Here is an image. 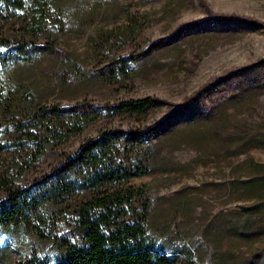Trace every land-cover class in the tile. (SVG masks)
Segmentation results:
<instances>
[{
    "label": "rangeland",
    "instance_id": "1",
    "mask_svg": "<svg viewBox=\"0 0 264 264\" xmlns=\"http://www.w3.org/2000/svg\"><path fill=\"white\" fill-rule=\"evenodd\" d=\"M204 1L208 7L201 0H54L0 24L1 39L24 38L57 50L16 63L4 74L3 138L24 139L31 130L39 140L0 152V203L8 188L32 183L102 131L152 124L174 106L197 99L153 137L145 153L151 174L74 192L49 207L46 222L12 228L0 241V264L41 254L57 264L62 242L75 237L69 225L73 206L115 188L144 185L152 198L151 234L180 257L176 264H189L190 253L199 264H264V169L254 166L264 164V0ZM209 11L248 17L260 26L201 22ZM193 24L185 37L154 46ZM130 54L141 57L119 60ZM222 78L232 83L228 91H222ZM239 79H245L242 85ZM148 96L167 104L141 115L106 108L86 132L66 141L46 142V126L21 132L12 127L44 106H108Z\"/></svg>",
    "mask_w": 264,
    "mask_h": 264
},
{
    "label": "trees",
    "instance_id": "2",
    "mask_svg": "<svg viewBox=\"0 0 264 264\" xmlns=\"http://www.w3.org/2000/svg\"><path fill=\"white\" fill-rule=\"evenodd\" d=\"M53 1L0 0V24L13 19L33 5H41L44 8ZM201 2L208 7L204 0ZM208 14L209 17L201 22L211 19L222 24L238 23L250 29L260 26L248 17L227 16L210 11ZM195 26H184L174 34V38L157 42L154 46L166 47L185 37L183 31H192ZM55 51L56 48L49 47L48 43H35L24 38H0V91L5 92L8 89L4 74L13 65ZM58 51L60 55L67 57V61L73 63L62 50ZM139 57L141 55L130 54L119 60L125 62L137 60ZM223 80L225 86L222 91H228L232 83L228 78H222L220 82ZM244 81L245 79H239L236 84L242 85ZM213 85L215 84L206 85L203 90ZM196 101L195 97L191 102L174 106L152 124L137 128L126 129L119 126L106 129L99 135L85 140L75 151L65 154L57 165L32 183L16 190L8 188L6 199L0 203V241L12 228L27 225L31 221L46 222L51 214L49 207H58L74 192L151 174L154 169L145 153L153 137L163 124L186 114ZM164 104L167 102L148 96L108 106L87 101L71 105L44 106L37 109L32 117L17 121L12 127L16 132H21L46 126L49 128L46 142L51 143L54 137L57 141H66L86 132L101 118L106 108L123 114L141 115ZM210 113V110L206 112V116ZM55 123L61 125L59 130L55 131L51 127V124ZM5 131L6 128L0 125V152L23 141L39 140L37 131L29 130L24 139L3 138ZM44 144L40 142L39 145ZM44 150L41 149V153ZM134 159L137 161L133 162ZM254 166L264 169L262 163H254ZM151 204L148 187L144 185L115 188L73 206L69 225L75 237H67L62 242L64 255L56 260L57 264H176L180 257L168 253L164 245L151 234ZM52 262L53 258L41 254L34 255L33 259L21 264ZM188 263L199 264L191 253Z\"/></svg>",
    "mask_w": 264,
    "mask_h": 264
}]
</instances>
